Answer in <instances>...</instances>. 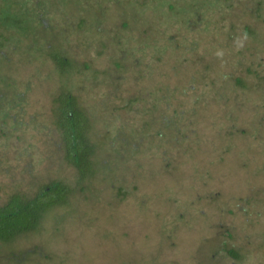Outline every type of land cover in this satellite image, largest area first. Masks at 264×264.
Wrapping results in <instances>:
<instances>
[{"label":"rangeland","instance_id":"obj_1","mask_svg":"<svg viewBox=\"0 0 264 264\" xmlns=\"http://www.w3.org/2000/svg\"><path fill=\"white\" fill-rule=\"evenodd\" d=\"M159 1L18 0L44 41L81 66L68 88L98 114L102 163L80 191L54 149L53 62L34 34L9 40L0 200L33 177L76 186L68 205L14 242L44 247L26 264H264V83L239 87L226 75L242 73L238 60H264V0L222 1L192 24L166 6L174 0L155 13ZM155 103L184 128L159 125L146 111Z\"/></svg>","mask_w":264,"mask_h":264},{"label":"trees","instance_id":"obj_2","mask_svg":"<svg viewBox=\"0 0 264 264\" xmlns=\"http://www.w3.org/2000/svg\"><path fill=\"white\" fill-rule=\"evenodd\" d=\"M187 1L185 3V0H174V3L169 2L166 5L177 15L184 16L187 24H192L193 19L195 22L197 16L200 18L199 15H205L204 12H208L211 6H218L222 1L225 3L223 7H232L230 0ZM161 3L160 1L152 3L157 8L155 9V13L164 11L163 7L161 8L160 6ZM135 11H138V8L131 10L134 14L136 13ZM39 24V21L38 24L35 23L31 12H26L19 6L18 0H5L4 5H0V119L4 120V118L9 116V110H4V106L1 103V101H7L6 97L8 94L2 84L9 85V83H6V80L11 77V75L7 76L4 73L3 68L10 60L9 52L4 49L9 40L11 41V39L16 37L22 41L28 35L34 34V42L40 43V46L44 44L45 55L53 62L54 69L58 73L61 82L60 88L52 96L50 110L53 122L51 129L56 137L54 144L55 153L58 160L63 162L64 165L73 168L75 171L74 177L79 185L78 189L81 191L84 189L85 181L93 176L96 168L101 163L96 159L97 150L100 148V145L96 139H93L95 138V126L99 119L98 114L92 111V108H86L82 104L80 96L68 88V86H71L69 82L70 73L74 70L81 72V69L77 67L79 65L65 55L62 50L53 48L49 39L44 41L40 34L41 30L38 28ZM245 32L250 33L248 27H246ZM247 62L249 64L245 63L243 59L240 62L238 60L236 68H242L240 75L229 71L226 75L233 77L235 84L239 87L249 88L254 83L263 84V58H254V60ZM116 64L121 66L118 60H116ZM82 70L90 72L89 64L85 62ZM27 88L30 87L28 86ZM135 101L132 97L128 100L131 106H133ZM128 102L126 101L125 106L124 104L123 106L128 107ZM160 105L159 103H155L152 108L146 111L149 114H153L156 117L155 120L160 119L159 125L164 123L167 127H174L177 131L182 130L184 127H178L176 114L166 111L165 113H160ZM116 110H119V106L116 107ZM122 131L127 133L125 129ZM173 132L170 131L167 134ZM235 132H239V130L233 128V131L227 134L232 136ZM124 133H115L113 139L115 141L123 140L124 142H130L128 139L130 138L129 135L121 138V135H124ZM133 145L135 144L133 143ZM27 185L28 190H16L5 200H0V264H26L29 261L33 262L36 256L43 254L44 247L41 248V246L35 245L33 248L20 251V249L14 250L13 244L19 237L36 232L45 223V217L48 214L51 215V211L55 209L59 211L62 207L68 205L76 187L73 188L62 178L44 180L43 182L33 177V180L28 182ZM58 216L57 219L62 222L64 215L59 214ZM224 250L232 257L239 258V252L235 248L226 247Z\"/></svg>","mask_w":264,"mask_h":264}]
</instances>
